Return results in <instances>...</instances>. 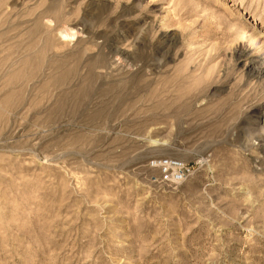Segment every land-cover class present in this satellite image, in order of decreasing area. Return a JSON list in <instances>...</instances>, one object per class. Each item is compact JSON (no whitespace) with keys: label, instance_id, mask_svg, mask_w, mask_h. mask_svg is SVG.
I'll return each mask as SVG.
<instances>
[{"label":"rangeland","instance_id":"obj_1","mask_svg":"<svg viewBox=\"0 0 264 264\" xmlns=\"http://www.w3.org/2000/svg\"><path fill=\"white\" fill-rule=\"evenodd\" d=\"M258 69L264 0H0V264H264Z\"/></svg>","mask_w":264,"mask_h":264},{"label":"built area","instance_id":"obj_2","mask_svg":"<svg viewBox=\"0 0 264 264\" xmlns=\"http://www.w3.org/2000/svg\"><path fill=\"white\" fill-rule=\"evenodd\" d=\"M149 168L158 173L159 185L166 188L184 184L195 173V164L171 157L152 159Z\"/></svg>","mask_w":264,"mask_h":264},{"label":"bare ground","instance_id":"obj_3","mask_svg":"<svg viewBox=\"0 0 264 264\" xmlns=\"http://www.w3.org/2000/svg\"><path fill=\"white\" fill-rule=\"evenodd\" d=\"M254 23V21L252 20V22H251V24H253ZM263 30V29H262ZM263 32V31H262ZM243 56V55H242ZM239 58V57H238ZM242 58V57H241ZM240 58V59H241ZM248 59V58H247ZM253 65V64H252ZM259 65V64H258ZM259 70V69H258ZM256 71V70H255ZM259 76H263L264 77V69H260L259 70ZM258 74V73H257ZM262 116H263V113H262ZM261 121H263V120H261Z\"/></svg>","mask_w":264,"mask_h":264}]
</instances>
